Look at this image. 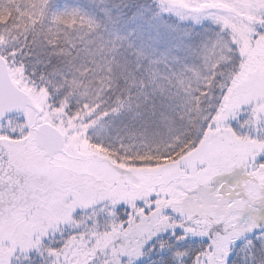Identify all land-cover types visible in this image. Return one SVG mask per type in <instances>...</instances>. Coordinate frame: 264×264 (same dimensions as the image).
Instances as JSON below:
<instances>
[{"label":"snow or ice","instance_id":"6c2138e0","mask_svg":"<svg viewBox=\"0 0 264 264\" xmlns=\"http://www.w3.org/2000/svg\"><path fill=\"white\" fill-rule=\"evenodd\" d=\"M0 264H264V0H0Z\"/></svg>","mask_w":264,"mask_h":264}]
</instances>
